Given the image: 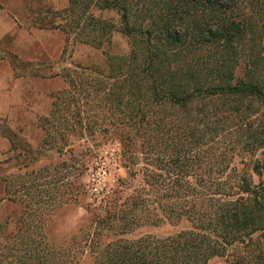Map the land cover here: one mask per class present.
<instances>
[{
    "label": "trees",
    "instance_id": "obj_1",
    "mask_svg": "<svg viewBox=\"0 0 264 264\" xmlns=\"http://www.w3.org/2000/svg\"><path fill=\"white\" fill-rule=\"evenodd\" d=\"M163 2L134 11L140 0H69L66 27L76 38L101 46L114 28L88 15L96 4L122 13L133 48L110 57L108 74L64 73L68 88L42 126L43 157L52 159L53 150L60 164L4 177L24 210L17 233L0 242V264H72L79 253L91 264H264V183L225 173L237 148L264 152V114L251 120L256 104L264 107V75H257L264 74V0ZM95 24L101 34L83 30ZM97 135L119 142L127 173L98 194L78 181L88 168L83 159L69 181L71 168L79 170L74 139ZM91 190L96 199L85 200L89 222L80 236L66 245L48 239L43 223L56 194L63 204L81 203ZM185 221L189 228L163 237L133 236L146 225Z\"/></svg>",
    "mask_w": 264,
    "mask_h": 264
},
{
    "label": "rangeland",
    "instance_id": "obj_2",
    "mask_svg": "<svg viewBox=\"0 0 264 264\" xmlns=\"http://www.w3.org/2000/svg\"><path fill=\"white\" fill-rule=\"evenodd\" d=\"M163 1L140 0L133 10L136 11L150 3L162 5ZM69 5V0H0V31L4 29L2 26L4 22H10L12 27L7 35L0 38V60L10 63L9 67L13 71L7 86L5 79L0 80V93L8 90L12 98L8 105H11V110L15 107V112L4 114L6 119H10L9 123H1L4 133L10 139V146L4 148L2 150L4 153L0 156L1 243L7 241L6 237L17 233L15 220L24 210L20 202L7 194L4 177L10 179L20 172H30L33 169L38 171L47 165L60 164L61 157L53 150H47L52 159L43 157V151L48 148L44 143H48L49 138L46 141L42 126L45 124L43 119L49 115L56 97L59 98L62 91L68 88L64 73H68L69 70L70 75L74 77L76 76L74 69L91 67L108 74L110 64L112 65L110 57L127 56L133 48L131 39L122 33V13L117 9H102L96 4L89 8L88 15L109 21L113 23L114 28L104 34L101 46L84 43L76 38L79 32L70 30V26L66 27V24H71L70 19L68 22L65 21L68 17L65 9ZM94 29L96 35L103 31L99 24L87 25L83 30L92 32ZM252 44L255 50L262 49L259 42ZM138 46L141 47V43ZM117 64L119 62L115 63ZM236 73L239 75L240 71L237 69ZM257 75L263 78L264 74L258 72ZM0 105H4L1 94ZM256 108L259 115L251 117V120L258 122L264 114V107L259 103L256 104ZM74 141L75 151L80 155L75 154L73 159L77 160L78 164L75 165L79 170L71 168L69 181H76L74 175L82 169L78 162L80 159L86 161L88 168H84L83 175H80L78 181L88 187L95 186L96 194L103 188L112 187L119 177L127 176L126 169L119 164L118 153L121 147L118 141L103 140L99 135L89 140L77 137ZM243 147L244 145L237 148L225 173L251 175L254 183H264V170L260 176L254 168L257 165L258 170L262 171L259 165L264 164L263 149L259 147L254 150H243ZM32 156L36 157L35 160ZM67 157L70 158V155ZM73 161H69L71 165L75 163ZM30 162L32 164L26 168L25 165ZM93 191L91 190L88 198L84 195L81 203L70 201L63 204V200L57 198L60 194H56L43 223V231L48 239L56 244L66 245L80 236L82 229L89 222L84 203L85 200L95 201ZM189 226L187 221L176 225L166 223L160 226L146 225L133 236L150 234L163 237ZM79 254V259L74 258L72 264H91L89 253ZM209 264L227 262L225 258H215Z\"/></svg>",
    "mask_w": 264,
    "mask_h": 264
},
{
    "label": "crops",
    "instance_id": "obj_3",
    "mask_svg": "<svg viewBox=\"0 0 264 264\" xmlns=\"http://www.w3.org/2000/svg\"><path fill=\"white\" fill-rule=\"evenodd\" d=\"M2 26L4 27V29H1L0 31V38L7 35L8 32L12 28L10 22H4ZM9 66H10V63L5 62L4 60H0V80L3 81L5 79L6 86L9 84V78L13 76V73H12L13 71L10 69ZM0 94L2 96V99L4 100V105L3 106L0 105V156H1V154L4 153V151L2 150L10 146V139L4 133L1 123H4V122L9 123L10 119H6V117H4L5 116L4 114L15 112L14 111L15 107L14 109L11 110L12 108L11 105H8L9 101L12 100V98L10 97V92L8 90L1 92Z\"/></svg>",
    "mask_w": 264,
    "mask_h": 264
}]
</instances>
